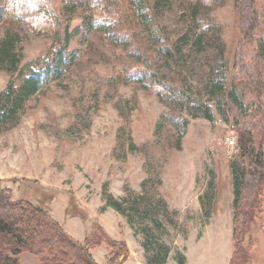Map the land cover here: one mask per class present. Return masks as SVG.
<instances>
[{"label":"rangeland","instance_id":"374dc122","mask_svg":"<svg viewBox=\"0 0 264 264\" xmlns=\"http://www.w3.org/2000/svg\"><path fill=\"white\" fill-rule=\"evenodd\" d=\"M50 3L47 7L54 16L49 21L41 17L37 30L0 21V30L6 25L20 32L25 60L45 55L54 32H61L65 24H70V30L80 25L69 45L70 68L29 97L16 121L0 125V191L41 204L52 217V200V212L57 215L86 216L78 204L93 212L115 210L107 205L103 192L120 198L126 196L128 187L142 194L141 183L150 181L149 194L167 204L160 216L163 232L153 233L157 242L171 248L167 259L174 260L177 250L184 254V242L210 241L214 218L224 221L226 205L233 215L231 165L237 162V148L227 141L233 138L236 142L232 123L214 109L210 118L201 114L189 117L180 136L182 128L176 124L186 118L181 115L185 111L160 100L156 94L159 84L143 86L133 73L147 62L163 81L181 84L183 97L201 101V90L224 73L225 63L234 65L236 49L245 42L248 49L261 50V105L252 106L258 116L264 110V0H256L259 28L251 37L243 33L235 0H162L154 12L167 38L174 41L190 28L201 29L208 47L205 52L187 54V59L170 67L163 65L156 45L134 19L130 0ZM66 5L74 11L69 12ZM86 16L103 21L109 31L87 30L82 23ZM11 74L0 69V90ZM240 87L244 88L238 90ZM245 92L248 101L256 97L255 90L246 87ZM255 131L263 134L264 149V128ZM212 176L213 196L206 215L200 201L198 210L192 197L198 194L199 200L210 193L207 185ZM123 206L130 207L129 203ZM261 207L263 212L259 211L244 239L248 264H264V192ZM138 236L143 239L142 233ZM20 260L40 264L35 255L26 252L20 254Z\"/></svg>","mask_w":264,"mask_h":264},{"label":"trees","instance_id":"16d2710c","mask_svg":"<svg viewBox=\"0 0 264 264\" xmlns=\"http://www.w3.org/2000/svg\"><path fill=\"white\" fill-rule=\"evenodd\" d=\"M161 1L130 0V3L134 5L131 6L134 19L142 24L151 42L156 45L157 54L161 55L163 65L176 66L190 54L205 52L208 47L201 29L197 31L190 28L174 41L167 38L154 12ZM235 1L239 5L243 33L251 37L259 28L256 0ZM47 6H51L50 0H0V21L20 23L29 30H37V23L41 17H46L45 21L47 19L49 21L54 16V12L48 10ZM70 7L66 5L68 11L73 12L74 8ZM89 18L86 16L82 20L87 30L109 31L103 21L100 23ZM5 26L0 30V69H6L12 74L7 85L0 90V125L16 121L29 97L47 82L59 79L70 68L72 62V53H69L70 41L80 29L79 25L76 29L70 30V24H65L61 32L59 30L54 32L53 44L45 55L25 60L20 45L22 41L20 32ZM114 35L118 37L115 32ZM244 43L241 42L236 49L234 65L225 63L224 73H221L219 78L210 80L201 90L204 97L199 98L201 101L183 97L181 84L176 86L163 81L147 62L133 73L134 80L143 86L148 83L159 84L161 88L158 87L156 94L160 100L173 103L174 107L185 111L186 114L181 115H185L186 118L183 117L181 122L176 124L182 128L180 136L185 132L189 117L201 114L210 118L214 109L222 119L232 123V129L236 132L237 162L231 165L234 194L233 250L229 264H248V248L244 245V239L255 223L259 211L263 212L261 207L264 192L263 134L256 133L255 130L258 127L264 128V110L257 116L253 114L252 107L261 105L262 78L258 65L261 50L259 47L250 50ZM220 50L223 52L222 48ZM239 86L244 88L240 87L238 90ZM246 87L256 91V97L251 101L246 100ZM213 179L212 176L207 185L210 193L206 197L199 196L201 208L205 210L206 215L212 202ZM141 187L144 189L142 194L127 187L126 196L115 198L110 193L103 192V197L108 206L127 217L134 235L143 234L141 245L147 263L162 264L167 260L171 248L157 242L158 237L154 234L156 230L163 232L164 224L160 216L167 211V204L163 199H155L149 194L147 188L152 187L150 181L142 182ZM124 203H129V209L124 208ZM94 224V231L80 242L65 231L44 206L26 199H15L9 191L2 190L0 264H22L19 256L24 252L35 255L40 264H98L92 257L90 249L102 241H105L109 248L107 264H122L130 254L126 243L110 238L96 221ZM138 225L141 228H138ZM174 261L175 264H186L185 255L177 250Z\"/></svg>","mask_w":264,"mask_h":264},{"label":"crops","instance_id":"0c3cea01","mask_svg":"<svg viewBox=\"0 0 264 264\" xmlns=\"http://www.w3.org/2000/svg\"><path fill=\"white\" fill-rule=\"evenodd\" d=\"M192 199L196 203L198 210H200L198 194L194 195ZM49 206L52 208L50 212L53 217L59 221L62 227L74 239L82 242L84 238L94 231V221H96L110 238L122 240L128 246L130 254L122 264H149L145 259L140 237L134 235L128 222L117 211L108 209L105 212H93L89 208L84 206L83 208L78 204L86 212V216L79 215L78 213L73 215H57L54 211L52 212L55 208L54 200H52ZM224 211L226 212L223 217L224 221L218 222L214 218L213 238L210 241H193L189 245L184 242L182 246L184 247L187 264H229L233 250L232 210H229L228 205H226ZM229 239H231V243ZM90 251L98 264H107L109 248L105 241L92 247ZM162 264H175V261L172 257H169Z\"/></svg>","mask_w":264,"mask_h":264},{"label":"built area","instance_id":"2783aa9c","mask_svg":"<svg viewBox=\"0 0 264 264\" xmlns=\"http://www.w3.org/2000/svg\"><path fill=\"white\" fill-rule=\"evenodd\" d=\"M227 141L231 144L232 147H234L235 140L233 138H227Z\"/></svg>","mask_w":264,"mask_h":264}]
</instances>
